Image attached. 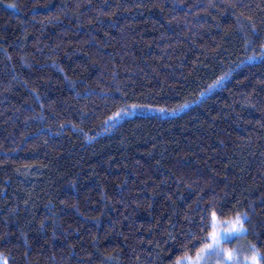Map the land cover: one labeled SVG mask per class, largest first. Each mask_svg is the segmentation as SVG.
<instances>
[{
	"label": "trees",
	"instance_id": "trees-1",
	"mask_svg": "<svg viewBox=\"0 0 264 264\" xmlns=\"http://www.w3.org/2000/svg\"><path fill=\"white\" fill-rule=\"evenodd\" d=\"M264 264V0H0V255L181 264L213 217Z\"/></svg>",
	"mask_w": 264,
	"mask_h": 264
},
{
	"label": "rangeland",
	"instance_id": "rangeland-1",
	"mask_svg": "<svg viewBox=\"0 0 264 264\" xmlns=\"http://www.w3.org/2000/svg\"><path fill=\"white\" fill-rule=\"evenodd\" d=\"M244 218L223 221L213 217V232L209 243L194 258L181 264H260L259 255L251 257V249L240 237L245 232ZM0 264H7L0 255Z\"/></svg>",
	"mask_w": 264,
	"mask_h": 264
}]
</instances>
